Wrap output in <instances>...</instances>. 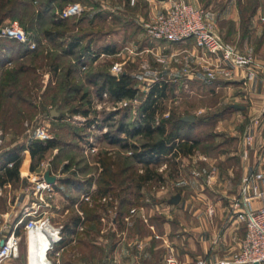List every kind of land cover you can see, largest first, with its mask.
<instances>
[{
	"label": "rangeland",
	"instance_id": "1",
	"mask_svg": "<svg viewBox=\"0 0 264 264\" xmlns=\"http://www.w3.org/2000/svg\"><path fill=\"white\" fill-rule=\"evenodd\" d=\"M94 1L104 5L107 13L113 17L108 16L105 21L97 19L91 24L83 22V27L93 32H103L101 35L99 34L95 48L115 41L118 55H97L85 70H76L74 73H70L75 59L63 55L59 47L54 48L43 38L39 48L33 53L24 55L23 58H0V153L14 147L22 148L19 154L18 179L0 186V235H3L2 238L6 235L7 227L4 228V226L8 224L7 220L10 217L13 215L15 217L18 214V220L22 218L21 214L24 208L20 211L19 209L21 200L25 196L29 210L37 209L38 213L42 211V207L34 206L38 197L34 191L35 182L40 176L44 177L46 171H49L50 175L57 179L54 193L42 195L48 204L45 209L50 220L54 224H72L73 220L79 217L82 221V230L77 229L76 233L74 231L67 236L66 247L58 258L60 261L74 264H118L113 261L117 259L120 264H130L129 256L133 254L137 257L136 264H163L167 250L173 254L176 250L180 253V249L185 244L182 235L186 236V231H189V222L192 221L183 209L189 206V203H185L183 200L180 203L181 207L180 199L176 204H172L169 200L170 197L183 193L186 199V196L194 194L195 190L200 189L201 181L196 182L191 177L194 175V170L200 172L201 169L205 175L208 172L210 175L214 171V166L211 167L209 163L225 168L226 162L220 160L218 156L220 151L236 147L231 128L235 127L238 120L232 118L235 114L232 116L233 112H229L230 110L224 102L226 100L221 98L218 92H215V85L209 80H203L200 85L194 84V86L187 83L188 87L184 86L186 83H181V85L178 82L167 83L166 96L156 99L157 112L153 123L159 125L163 119L169 120L193 114L195 120L192 122L193 129L188 142L191 144L194 141V148L190 155L186 156L184 154H172L169 158L161 156L155 163L149 165L151 171L148 174L153 176L152 179L141 182L138 177L145 173L144 167L140 163L134 164L129 160V150L108 144L104 136L113 131L121 119L130 125L136 123L137 114L130 107L113 109L111 98L103 99L92 107L91 102H95V98H99L100 95L95 89L96 87L90 83V79L88 81L90 84L87 82L88 75L86 73L89 70L94 73L103 71L110 75L112 65L119 62L122 73L126 72L131 75L132 81L136 83V97L139 103L137 108L139 109L153 83L151 82L152 78L147 76L143 78L142 76L145 70L151 67L149 54L137 53L139 43H132V40L120 41L122 38L117 36V32L127 33L133 29L141 32L142 21L151 20L162 12L151 14L143 0H134L133 2L131 0ZM134 2L135 6L132 4ZM243 2L244 0L241 3ZM191 3L198 7L202 6L197 2ZM86 6L88 7L87 3ZM6 9L7 5L0 8V16ZM19 9L16 15L3 18L0 25L7 23L11 18H16L23 25L27 23L33 32H39V29L49 27L44 23L37 25L30 18L32 11L37 9V6L30 7L29 11ZM78 16L69 20L67 30L71 33L76 31L73 24ZM130 19L139 20V24L135 22V25L132 24L129 22ZM129 23L132 26L128 25ZM112 29H118V31L115 32ZM135 38L141 41L150 40L144 32ZM0 39L10 43L6 38L0 37ZM225 42L235 47L236 44L239 46L242 44ZM256 58L264 62L262 58ZM6 59L10 61V64H6L4 61ZM156 59L155 57L157 63H162ZM120 75L121 73L117 77ZM74 84L80 86L76 94L70 91V87ZM85 96L89 99L87 104ZM91 107L96 111H93L90 117H97L99 122L97 126H106L104 132L101 129L87 130L85 126L70 120L73 116L81 117L79 114H73L72 109L88 108L91 111ZM101 107L109 108L97 110ZM51 110L54 111L52 113L57 114V117L50 115ZM40 120H43L49 127L51 135L49 140L56 139L58 145L46 150L41 157L31 158L28 144L35 141L32 131ZM167 127H170L169 123ZM87 138L92 139L97 148L90 154L83 152V147L88 142ZM130 141L139 145L143 139L136 136ZM103 160L120 164L121 167L131 166L128 171L131 176L127 177V171L117 175V181L109 192L101 195L94 192L90 200L84 202L80 201L81 192H77L74 187H69L67 184L61 185L62 179H74L82 183L86 179L93 181L101 179V161ZM200 161L204 162L202 166L190 169L191 165L200 164ZM112 169H116V166ZM152 171L158 176L154 175ZM181 178L186 182L180 181ZM204 178L207 179V177ZM121 180L123 181L121 182ZM103 195L110 198L104 201L102 200ZM73 196L76 197L75 203L71 202ZM124 196L131 203H126V211L121 214L120 211L123 209L121 198ZM130 209H136V212L131 213ZM137 209H143L146 217H139ZM86 211L95 213L97 219L87 222L85 220ZM154 211L156 217L151 218L152 214L149 213ZM161 212H167L171 217V221L165 224L169 246L152 250L150 248L152 243L160 246L163 242L160 238L150 241L147 238L153 233L160 234L163 231L162 222H165V215ZM7 213H9L8 218H6ZM26 220L27 218H23L16 229L20 236L19 255L5 264H25L27 237L23 225ZM135 240H141L140 244L132 245ZM49 258L56 260L53 256Z\"/></svg>",
	"mask_w": 264,
	"mask_h": 264
},
{
	"label": "crops",
	"instance_id": "2",
	"mask_svg": "<svg viewBox=\"0 0 264 264\" xmlns=\"http://www.w3.org/2000/svg\"><path fill=\"white\" fill-rule=\"evenodd\" d=\"M143 1H145L149 12L155 15L156 13L164 12L170 7L173 0ZM185 1H190V3L197 2L202 5V9H204L203 20L208 28L216 33L219 38L233 43H242L243 47L236 44L239 51L246 54H254V56L264 60V0H244L243 3H241L242 0ZM80 4L83 6V10L91 8L82 3ZM132 4L135 6V2ZM100 8L107 12L101 3ZM129 22H132L134 25L135 23L139 24V20L137 19ZM132 24L129 23L128 25L132 26ZM119 32H117V36L122 38L120 41L127 42L132 40V43H139L137 53L149 54L151 67L145 70L144 73L146 75L144 73L141 75L143 78L146 76L152 78L151 82L153 83L151 85L164 81L167 83L178 82L180 85L181 83H186L184 86L188 87V84L193 86L194 84L200 85L203 80H209V82L215 85V92H218L221 98L226 100L224 102H226L228 110H230L229 112H233L232 116L235 114L232 118H236V121L238 120L235 127L231 128L234 133L232 136L234 137L236 147L222 150L218 156L220 160L226 162L225 168L209 163L211 167L214 166L212 174L208 175V172L205 175L200 169L199 177L191 176L196 182L201 181L199 183L200 189L195 190L194 194L186 196V199L183 193L179 194V204L183 200L185 203H189L188 208L183 209L188 218L192 219L189 222V231L185 233L186 236L182 235V240L185 241V244L180 249V253L177 250L175 251L180 263L226 264L227 257L238 248L240 240L244 235V223L236 219L235 216L230 215L229 211L230 200L237 194L241 178L244 175L249 176L251 184H256L261 190H264V76L260 75L247 80L242 68L231 67L229 75L224 74L222 70L217 71L213 79H207L203 75L205 68L209 64L214 63L215 60L206 53L204 54V59L200 60L199 55L202 53L194 46L192 39L174 43L156 40L141 41L135 37L141 35L143 30L141 32L135 29L131 32L127 31V33ZM159 56L164 59L162 63L155 61V57ZM234 105L242 106V108H236ZM54 117H57V115ZM85 129L90 130L88 126H85ZM247 135H251L253 140L249 157L243 159L241 152L244 147V139ZM203 164L204 162L200 161V164L191 165L190 169L202 166ZM204 177H207V179ZM179 180L186 182L183 178ZM93 185L96 187L94 181L91 186ZM22 199L19 211L23 208L25 209V207L27 208L26 196ZM180 206L182 207L181 204ZM208 206H212L214 209L212 217L207 215L206 210ZM248 206L259 208L262 206V202L258 199H253L249 202ZM161 213L165 215V222H162L163 231L160 234L153 233V235H149L147 238H149V241L160 238L163 242L160 246L152 243L150 247L152 250L169 246L168 231L165 229V224L171 221V217L167 212ZM149 214H152L150 215L151 218L156 217L155 211ZM8 216L9 213H7L6 218ZM7 221L9 225H13L18 221V214L15 217L13 215ZM76 227L72 230L75 233L78 231ZM2 236L0 235V240ZM29 247L27 239L26 255L29 253ZM136 258V255L131 254L129 256L130 264H136ZM116 261L114 262L120 264V261L117 259ZM60 262L61 264H70L67 261Z\"/></svg>",
	"mask_w": 264,
	"mask_h": 264
},
{
	"label": "built area",
	"instance_id": "3",
	"mask_svg": "<svg viewBox=\"0 0 264 264\" xmlns=\"http://www.w3.org/2000/svg\"><path fill=\"white\" fill-rule=\"evenodd\" d=\"M82 11L83 6L79 2H70L63 6L62 9L56 10L55 15L63 19L71 18L80 15ZM203 15L204 11L201 7L195 6L185 0H173L170 7L164 12L151 20L142 21L141 27L150 40L174 43L192 39L194 46L202 53L199 55L200 60L204 59L205 53L215 60L214 63L209 64V66L205 68L206 70L203 75L207 79H213L216 72L222 70L224 74L229 75L231 73V67L242 68L247 80H251L260 75L264 76V62L258 60L252 54L239 51L234 45L220 39L216 33L208 28L203 20ZM0 37L21 43L30 50H35L38 47L35 34L32 31L25 30L17 20H10L0 25ZM43 40L44 39H41V43ZM116 54L118 55V53ZM156 58L158 62L164 61L160 56ZM4 61L6 64H10L9 60L6 59ZM85 69V64L81 65L79 68L80 71ZM120 73H122L121 64L115 62L111 67L110 75L117 77ZM103 99H110L107 92H102L99 98L96 97L95 102H91L92 107H94V104L97 105L100 103ZM110 100L112 101V108L115 110L130 107L133 112L137 114L136 121H140V119L144 117V113H140L137 108L139 103L136 96L121 100ZM92 107L87 117L82 115H80V118L73 116L70 120H74V122H77L81 126H88L89 129L94 131L95 129H101L103 130L102 132H104L106 126H97L99 124L97 117H90V114L96 111V109ZM103 108L107 109L109 107H101L99 109L97 108V110ZM40 121L33 129L32 135L34 140L45 143L51 138V135L49 134V127L43 120ZM88 121L91 122L88 123ZM252 140L253 137L251 135H247L244 139V147L241 152L243 159L249 157ZM96 149L93 140L88 139V142H86L83 147V152L85 154H90L95 152ZM174 151L177 152L174 148V150L167 155L161 156L169 158L174 154ZM177 154L180 155V153ZM193 173L194 176L200 175L198 170H194ZM56 180L54 183H48L43 176H40L35 182L34 191L38 197L35 200L34 206L42 207L41 212L38 213L37 209L29 210V208H25L21 214L22 218L16 221L13 226L9 224L4 226V228L7 227V229L6 235L2 238L4 244L0 246V264H5L18 257L20 236L17 234L16 229L21 224L23 218H27L23 225L27 239L28 236L30 237V235L37 231L53 235L51 237V242L46 248L44 260L41 261L38 258H34L32 264H61L58 258L62 250L66 247L67 236L72 234L73 231L68 232L64 224L52 223L45 209L48 205L47 201L42 197L44 193L49 195L54 193ZM94 192H96V187L93 185L88 191L82 193L80 201H89ZM107 198L110 197L107 195L102 196V200L104 201ZM253 199L260 200L262 206L259 208L249 207L248 204ZM229 211L230 215L235 216L236 219L244 223V235L240 240L238 248L231 252L226 259V264H264V190H261L256 184H251L250 177L244 175L241 178L237 194L230 200ZM130 212L135 213L136 209H130ZM206 212L209 217H212L214 213L213 207L208 206ZM137 214L141 218L146 217V213L143 209H139ZM76 228L82 230L81 224H78ZM140 242L141 240H135L132 245H139ZM51 256L55 257L56 260L50 259L49 257ZM27 258L28 255H26V264H29ZM114 261L117 262L116 259ZM164 264L180 263L176 255L168 251L164 256Z\"/></svg>",
	"mask_w": 264,
	"mask_h": 264
},
{
	"label": "trees",
	"instance_id": "4",
	"mask_svg": "<svg viewBox=\"0 0 264 264\" xmlns=\"http://www.w3.org/2000/svg\"><path fill=\"white\" fill-rule=\"evenodd\" d=\"M70 2H80L84 5L87 3V5L91 7L89 10H83L77 17L73 24L76 31H72V33L67 30L69 20L72 17L63 19L55 16L56 10L62 9L63 6ZM6 5L7 9L0 16V23L3 18L16 15L17 11L20 10L19 8L29 11L30 7L37 6V9L32 11V16L30 18H32V21H35L37 25L44 23L49 27L39 29V32H33L27 23L23 25L18 19L11 18L10 20H18L25 30L32 31L35 34L38 47L35 50H30L25 45L14 40L8 39L10 42L8 43L7 41L0 39V58H23L24 55L35 52L41 45V39L44 38L53 45L54 48L59 47L63 55L75 59L74 65L70 69V73H74L76 70H79L81 65L85 64L87 67L88 64H91L92 61L95 60L94 57L100 55V53L110 55L117 52L115 41L95 48L97 46L95 42L103 32H93L92 30L83 27V22L91 24L97 19H104L105 21L108 19V16H110L109 13L100 8V3H96L94 0H0L1 9ZM111 17L113 16L111 15ZM112 30L115 32L118 31V29ZM86 75H88L87 82L90 79V83L96 87L95 89L98 91L99 95L102 92H107L109 97L113 100H121L136 96V83L132 81L131 75L126 72L121 73L119 77H114L107 72L97 71L94 73L89 70ZM79 88V85L74 84L70 87V91L76 94ZM166 92L167 82L161 81L151 85L139 108L140 113H144V117L132 125L124 121V119H121L113 131L104 135L105 141L108 144L118 146L123 150H129V160L134 164L140 163L144 167L145 173L138 177L141 182L152 179L153 176L148 174L151 171L149 165L155 163L161 155L170 153L174 148L177 150V152L174 151V154L180 153L186 155L190 154L194 148V141H192L193 143L191 144L188 142L193 125L192 123L182 121L180 119L182 116L171 118L169 120L163 119L160 121L159 125L153 123L154 116L157 112L156 99L166 96ZM85 102L87 104L89 99L87 98ZM71 112L73 114H82V116L87 117L90 110L88 108H76L72 109ZM91 121H88V123ZM168 123L170 126L169 128L167 127ZM136 136H140L143 139V142L139 145L130 141ZM57 145L58 141L56 139L47 140L45 143L36 140L31 141L28 144L29 155L31 158H35L36 156L41 157L46 150L54 148ZM21 149V147H14L0 153V186L18 179L20 164L19 154ZM101 166L102 178L94 181L96 184V192L99 195L109 192L117 181L118 176L122 173L127 171V177L131 176V173H128L131 166L127 165L121 167L120 164H115L108 160L101 161ZM114 166H116V169L113 170L112 167ZM152 172L154 175H157L154 171ZM122 181L123 180H121V182ZM92 182V179H86L84 183L74 179H62L61 185L67 184L69 187H74L77 192L83 193L90 189ZM75 201L76 197L73 196L71 202ZM121 203L123 209L120 213L122 214L126 211L125 206L131 202L126 196H124L121 198ZM85 213V220L87 222L97 219L95 213H91L90 211H86ZM80 222H82L81 218L76 217L72 224H64L65 229L70 232L75 229Z\"/></svg>",
	"mask_w": 264,
	"mask_h": 264
},
{
	"label": "bare ground",
	"instance_id": "5",
	"mask_svg": "<svg viewBox=\"0 0 264 264\" xmlns=\"http://www.w3.org/2000/svg\"><path fill=\"white\" fill-rule=\"evenodd\" d=\"M53 235H49V233L42 232H34V234L28 236L29 253H28V261L29 264H32L34 258H38L41 261L44 260L46 248L51 242V237Z\"/></svg>",
	"mask_w": 264,
	"mask_h": 264
},
{
	"label": "water",
	"instance_id": "6",
	"mask_svg": "<svg viewBox=\"0 0 264 264\" xmlns=\"http://www.w3.org/2000/svg\"><path fill=\"white\" fill-rule=\"evenodd\" d=\"M236 108H242V106H239V105H234ZM54 112V111H52ZM51 112V116H55L57 114L55 113H52ZM182 121L184 122H187V123H192L194 120H195V116L193 114H186V115H183L181 118H180ZM44 179L46 182L48 183H54L55 180H56V177L55 176H52L50 175L49 171H46L44 173ZM180 199V195L179 194H176V195H173L171 198H170V203L172 204H176ZM4 244V240L1 239L0 240V246H2ZM255 264H258V263H255Z\"/></svg>",
	"mask_w": 264,
	"mask_h": 264
}]
</instances>
